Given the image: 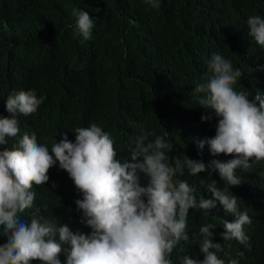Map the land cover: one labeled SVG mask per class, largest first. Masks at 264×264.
<instances>
[{"label":"clouds","instance_id":"9594fccd","mask_svg":"<svg viewBox=\"0 0 264 264\" xmlns=\"http://www.w3.org/2000/svg\"><path fill=\"white\" fill-rule=\"evenodd\" d=\"M139 1L159 8L161 0ZM42 2L60 23L51 22L48 36L66 47L97 42L135 14V0H103V17L72 0ZM207 2L218 22L197 31L199 45L209 47L203 73L191 79L186 68L170 98L188 113L189 127H181L188 133L149 141L154 134L141 125L125 159L95 123L48 142L19 136L17 116L35 114L44 98L3 55L11 88L9 116L0 118V264H257L264 244V0ZM20 38L12 54L46 57L30 47V35ZM217 39L224 49L213 47ZM158 52L133 97L152 108L174 73L165 47ZM182 240L187 246L177 254Z\"/></svg>","mask_w":264,"mask_h":264},{"label":"trees","instance_id":"16d2710c","mask_svg":"<svg viewBox=\"0 0 264 264\" xmlns=\"http://www.w3.org/2000/svg\"><path fill=\"white\" fill-rule=\"evenodd\" d=\"M72 1L93 8L103 17L99 9L103 0ZM159 6L151 8L135 0L133 22L124 21L105 29L97 42L76 41L66 47L48 36L55 28L51 22L57 27L60 23L53 12L45 10L42 0H0V118L9 116L5 102L11 87L2 61L9 52L29 90L44 98L35 114L17 116L21 137L25 132L35 133L37 141L48 142L52 136L61 137L76 127L95 123L110 134L118 151L117 159H125L131 154L129 146L135 147L141 125L154 134L148 137L149 141L163 136L167 143L178 136L180 129L188 133L182 129L189 127L185 122L188 113L170 98L186 68L191 79L203 73L209 47L199 45L197 31L202 25L218 22V16L210 10L207 0H161ZM21 35H30V47L46 57L12 54ZM212 45L225 48L221 39ZM162 47L171 56L174 73L158 108H152L133 98L137 96L135 81L158 61V49ZM153 51V58L149 59L148 54ZM59 175H53L56 182H62ZM186 246L187 241L182 240L177 254L183 253ZM260 247L262 254L257 264H264V244Z\"/></svg>","mask_w":264,"mask_h":264}]
</instances>
